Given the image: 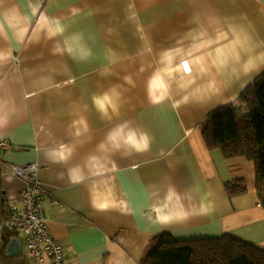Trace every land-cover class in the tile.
I'll return each mask as SVG.
<instances>
[{"label": "crops", "instance_id": "obj_1", "mask_svg": "<svg viewBox=\"0 0 264 264\" xmlns=\"http://www.w3.org/2000/svg\"><path fill=\"white\" fill-rule=\"evenodd\" d=\"M263 72L264 0H0V221L35 163L65 264H142L161 232L264 247L255 162L201 127ZM11 259L40 264L8 233Z\"/></svg>", "mask_w": 264, "mask_h": 264}, {"label": "trees", "instance_id": "obj_2", "mask_svg": "<svg viewBox=\"0 0 264 264\" xmlns=\"http://www.w3.org/2000/svg\"><path fill=\"white\" fill-rule=\"evenodd\" d=\"M201 127L208 148L221 149L227 159L243 156L255 162L257 192L264 206V72L236 102L211 111ZM225 189L235 196L245 193L247 186L240 179L225 183ZM5 205L3 200V212ZM6 263L25 264L22 259ZM142 264H264V247L233 233L183 240L161 232L151 241Z\"/></svg>", "mask_w": 264, "mask_h": 264}, {"label": "built area", "instance_id": "obj_3", "mask_svg": "<svg viewBox=\"0 0 264 264\" xmlns=\"http://www.w3.org/2000/svg\"><path fill=\"white\" fill-rule=\"evenodd\" d=\"M10 143L0 141V149H7ZM37 164L14 167L12 172L27 184L22 193V207L11 209L5 220L0 221V248L4 247L8 233L22 239L26 257L32 262L44 264H65L63 246L52 236L43 202L49 196L46 188L37 177Z\"/></svg>", "mask_w": 264, "mask_h": 264}, {"label": "water", "instance_id": "obj_4", "mask_svg": "<svg viewBox=\"0 0 264 264\" xmlns=\"http://www.w3.org/2000/svg\"><path fill=\"white\" fill-rule=\"evenodd\" d=\"M21 252V241L18 238H14L10 241L8 248H7V254H19Z\"/></svg>", "mask_w": 264, "mask_h": 264}, {"label": "rangeland", "instance_id": "obj_5", "mask_svg": "<svg viewBox=\"0 0 264 264\" xmlns=\"http://www.w3.org/2000/svg\"><path fill=\"white\" fill-rule=\"evenodd\" d=\"M247 240V239H246ZM249 241V240H248ZM249 242H251V243H253V244H257V243H255V242H252V241H249Z\"/></svg>", "mask_w": 264, "mask_h": 264}]
</instances>
